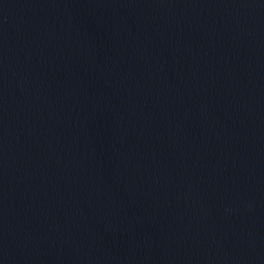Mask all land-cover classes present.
<instances>
[{
  "label": "water",
  "instance_id": "1",
  "mask_svg": "<svg viewBox=\"0 0 264 264\" xmlns=\"http://www.w3.org/2000/svg\"><path fill=\"white\" fill-rule=\"evenodd\" d=\"M0 264H264V0H0Z\"/></svg>",
  "mask_w": 264,
  "mask_h": 264
}]
</instances>
